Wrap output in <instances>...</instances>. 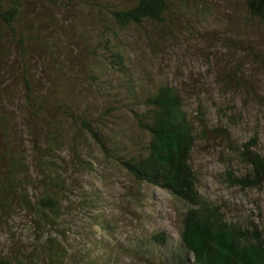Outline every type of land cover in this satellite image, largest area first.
Here are the masks:
<instances>
[{"label": "rangeland", "instance_id": "obj_1", "mask_svg": "<svg viewBox=\"0 0 264 264\" xmlns=\"http://www.w3.org/2000/svg\"><path fill=\"white\" fill-rule=\"evenodd\" d=\"M25 1L24 20H31L37 27L33 33L35 36L28 39L31 49H27L26 55L27 68L36 75L32 87L35 91L50 93L54 89V78L64 76L75 83L76 86H70V89L77 94L80 79L84 82L85 94L82 97L77 95L69 102L66 98L65 104L75 106L79 113L82 108H88L90 116L98 112L94 106L100 105V109L108 103H116V98L122 100L121 104L129 102L119 74L106 65L101 52L93 55L87 48L88 42L97 39V13L93 0ZM178 21L168 41L156 37L158 46H161L156 49V56H153L152 46L146 45L142 28L132 27L116 43L124 44L130 52L124 48L126 56L139 65V70L146 67L157 82L159 79L169 82L179 90L188 118L197 124L190 163L197 176L199 196L220 206L226 219L245 226L255 223L264 233V183L245 187L227 179L228 173L239 177L247 170L245 162L236 155L237 149H241L245 142L255 139V150L264 154V67L246 62L248 81L254 88L252 93L233 85L226 87L222 79L226 71H231L229 68L235 61L231 56L236 58L233 51L220 44L210 46L207 39L210 33L204 36L202 25H196L200 33L195 35L186 27L192 20L182 18ZM212 28L219 30L221 26L214 24ZM257 34L258 30L255 37ZM43 39L45 55L40 47ZM58 49L60 53H56ZM88 64H96L97 69L87 71ZM22 65V57L16 48H12L6 59L0 58V105L8 111L4 115L9 123L8 130L0 126V197H8V200L1 199L7 201L8 207L2 209L4 213L2 218L0 216V261L23 251L28 256L36 254L38 264H46L42 251L44 245L46 250L52 244L66 254L64 261L69 264H85L87 256L105 260L104 264H168L137 254L136 244L150 233L162 231L169 245L177 248L181 212L185 208L159 187L138 186L124 170L104 158L92 138L80 134L78 124L73 127L64 121L67 129L63 128L57 134L60 142L64 141L58 150L59 158H69V166L65 167L63 174L83 187L82 190L72 188L64 200L59 231L45 229L44 243L42 226L36 225L32 212L21 208L15 196L9 190L5 191L7 183L4 178L10 174L6 152L9 150L17 157L13 170L19 172L24 166L35 169L30 155L33 137L37 144L45 141L47 145L49 137L47 130H43V121L49 114L53 121L62 117L54 104L45 108V114L28 111L30 99L20 88ZM100 71L104 74L95 86L90 76L92 72ZM128 113L129 110L120 107L114 119L119 116L121 119L109 125L104 133L108 134V140L118 138L123 146L135 150L144 143L146 134L133 126ZM45 116L46 119L41 120ZM108 119L109 122L113 120ZM79 136L78 149L83 148L82 152L92 161L85 166L72 158L75 155L72 143ZM26 168L19 177L28 178ZM7 193H11V197ZM87 195L98 201L95 206L84 209ZM186 259L191 261L192 257Z\"/></svg>", "mask_w": 264, "mask_h": 264}, {"label": "trees", "instance_id": "obj_2", "mask_svg": "<svg viewBox=\"0 0 264 264\" xmlns=\"http://www.w3.org/2000/svg\"><path fill=\"white\" fill-rule=\"evenodd\" d=\"M97 13V39L88 42L87 48L93 55L101 52L106 65L111 67L122 79L124 91L130 99L128 103H108L98 109L95 116H90L88 108L77 111L75 106L65 103L77 95L83 96L84 82L78 79L79 90L73 94L70 86L75 83L62 78H54V89L45 94V90L35 91L36 75L27 68V49H31L30 38L37 30L31 20H24L27 2L25 0H0V58L6 59L16 48L22 57L23 65L20 73L22 94L30 99V112L36 115L45 114L49 104L60 110L61 119L53 121L41 118L48 132L49 143L37 144L35 137L31 142V156L35 169L24 166L18 172L13 170L17 157L9 150L7 163L10 174L5 176L6 190L10 191L21 208L30 210L36 218V225L42 226L41 238L45 243V229L48 232L59 231V219L64 213L63 202L69 197L72 188L83 189L70 176H64L65 167L69 166V158H59L60 134L67 129L63 122L74 127L78 124L83 136L92 138L101 154L110 163H114L128 174L138 185L159 187L176 198L185 208L181 212V230L177 248H172L167 236L162 231L152 232L148 237L138 240L136 252L142 257L157 259L168 264H264V233L258 225L251 223L245 226L239 222L226 219L220 206L204 201L197 193V176L190 163V154L197 137L196 122L188 118L179 90L169 82L156 81L151 71L135 65L126 56L124 44L116 43L120 36L132 27L145 31L146 45L153 48V56L157 55L156 37L168 41L175 31L179 19L192 20L186 26L195 35L200 33L197 27H204V36L209 33L210 46L220 44L233 51L231 71L225 72L222 84L242 88L252 93L254 88L248 81L249 72L246 62L264 67V0H93ZM24 11V12H23ZM101 13V14H100ZM188 18V19H187ZM212 21L209 26L205 23ZM221 26L218 30L213 25ZM197 25V26H196ZM205 25V26H204ZM258 30L257 37L254 33ZM86 32V30H85ZM87 34V32L85 33ZM90 35V32H89ZM35 36V35H34ZM45 55V39L40 44ZM126 51H125V49ZM50 50L49 48H47ZM125 52V53H124ZM235 52H240L236 55ZM56 53H60L58 49ZM130 53V52H129ZM90 54V53H89ZM144 65V64H143ZM87 71L97 69L96 64H88ZM98 70H103L98 68ZM103 71L92 72L90 79L96 86L103 77ZM136 75V76H135ZM117 97V94L113 93ZM73 104V103H72ZM81 105V104H79ZM123 107L129 110L133 126L146 134V140L135 150L126 148L117 140H108L104 130L114 123V114ZM121 112V111H120ZM8 111L0 105V126L9 129L5 115ZM113 119L109 122V119ZM58 124H55L57 123ZM203 122H201V127ZM204 130V127L202 128ZM77 132L76 127L74 128ZM124 132V130H119ZM79 137L72 143L73 159L81 166L92 163L87 155L78 149ZM255 139L237 149V157L245 162L247 170L239 177L228 173L227 179L242 186H260L264 183V154L254 148ZM45 165V166H44ZM63 166V167H62ZM27 170L28 178H21ZM1 177V176H0ZM31 177V178H30ZM11 193H7L11 197ZM138 193V192H137ZM8 197H0V216L8 207ZM137 199H140L137 197ZM84 201V200H83ZM97 198L86 197L84 209L95 206ZM46 264H69L58 247L49 244L42 251ZM191 256L192 259L186 258ZM85 264H104L105 260L91 259ZM0 264H38L36 254L23 251L15 252L13 257Z\"/></svg>", "mask_w": 264, "mask_h": 264}]
</instances>
